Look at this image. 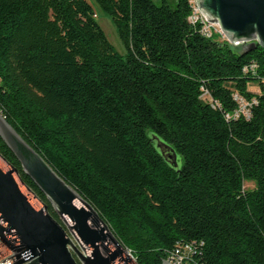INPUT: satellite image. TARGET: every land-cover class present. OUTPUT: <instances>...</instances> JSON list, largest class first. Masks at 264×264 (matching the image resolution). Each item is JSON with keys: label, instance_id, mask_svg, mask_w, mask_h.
I'll list each match as a JSON object with an SVG mask.
<instances>
[{"label": "trees", "instance_id": "1", "mask_svg": "<svg viewBox=\"0 0 264 264\" xmlns=\"http://www.w3.org/2000/svg\"><path fill=\"white\" fill-rule=\"evenodd\" d=\"M94 2L123 54L87 0H0V114L136 264L193 241L199 264H264V49L203 36L192 0ZM0 157L60 224L1 137Z\"/></svg>", "mask_w": 264, "mask_h": 264}, {"label": "water", "instance_id": "2", "mask_svg": "<svg viewBox=\"0 0 264 264\" xmlns=\"http://www.w3.org/2000/svg\"><path fill=\"white\" fill-rule=\"evenodd\" d=\"M195 4L207 21L219 26L229 43H241L243 50L264 49V0H195ZM0 137L71 234L22 184L17 169L0 157V240L13 252L6 258L13 259L11 264H136L94 208L1 114ZM151 139L167 162L176 166L175 151L156 135ZM162 264L170 263L163 260Z\"/></svg>", "mask_w": 264, "mask_h": 264}, {"label": "built area", "instance_id": "3", "mask_svg": "<svg viewBox=\"0 0 264 264\" xmlns=\"http://www.w3.org/2000/svg\"><path fill=\"white\" fill-rule=\"evenodd\" d=\"M188 19L190 23L192 24H195L197 22L201 23L200 32L203 36L209 37L211 36L212 33H218L221 39L228 42L227 38L221 32L219 26L217 24L207 21L206 17L200 13L198 7L195 4V0H192V13L188 17ZM232 45H241V43H235ZM234 99L239 104V109L234 113V116L237 117L239 113H242L245 116H248L249 115V111H248L249 103L248 102L243 103L245 100L238 95H234ZM240 104H244V107L247 106L246 114L243 113V111L240 109ZM226 118H229V116L226 115ZM199 245H202V243H199ZM197 246H198V243H196L195 241L190 242V243H185V244H179L167 254L165 260L170 264H199L197 261H195V259H193V255H194V252ZM12 253L13 252L6 245H4L0 240V264H11L13 262V259L12 258L6 259V258L11 256Z\"/></svg>", "mask_w": 264, "mask_h": 264}, {"label": "rangeland", "instance_id": "4", "mask_svg": "<svg viewBox=\"0 0 264 264\" xmlns=\"http://www.w3.org/2000/svg\"><path fill=\"white\" fill-rule=\"evenodd\" d=\"M87 1L93 7L94 12L96 13V20L99 23V25L101 26V28L103 29V31H104L108 41L110 42V44L113 46V48L115 49L116 52H118L119 54H123L125 52L124 45H123L122 41L120 40V38L117 34V31H116L115 25L111 21L110 17L99 9V7L96 5L94 0H87ZM153 1L159 2V0H153ZM263 85H264V80H263ZM248 88H249L250 92L258 93L260 90L259 80L250 81L248 84ZM204 98H205V96H204ZM245 102L246 101H244L243 103H245ZM240 109L243 111V113H245V114L247 113V106L244 107V104H240ZM157 145L158 144H156V146ZM243 187L245 190H251L255 187V184L252 181H245L243 183ZM59 220H60V225L63 228V230L66 232V234L71 236L70 230L68 229L67 225L61 219H59ZM125 250L130 254V251L128 249L125 248Z\"/></svg>", "mask_w": 264, "mask_h": 264}]
</instances>
